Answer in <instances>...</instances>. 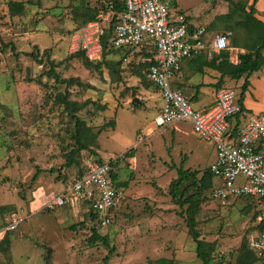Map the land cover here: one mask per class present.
Instances as JSON below:
<instances>
[{
    "label": "rangeland",
    "instance_id": "obj_1",
    "mask_svg": "<svg viewBox=\"0 0 264 264\" xmlns=\"http://www.w3.org/2000/svg\"><path fill=\"white\" fill-rule=\"evenodd\" d=\"M12 1L23 4V11L10 10ZM238 1L245 5L250 0ZM95 2L0 0V240L5 234L10 240L8 250L0 251V264H163L155 261L159 258L172 264H202L188 232L187 205L172 203L168 185L181 163L196 170L199 178L214 160V148L184 121L175 123L182 130L177 134L169 125L161 132L153 128L147 136L145 129L154 123L160 104L155 86L143 85L126 61L111 77L103 62L99 69L87 68L82 56H72V33L102 14L91 11ZM175 7L193 24H205L209 33L233 32L217 19L231 7L225 0H176ZM44 49L61 78L81 83L66 86L49 78V64L34 59ZM31 51L33 55H27ZM237 83L226 87L236 89ZM148 91L153 98H147ZM65 92L85 104L76 114L93 132L115 120V127L106 126L96 146L73 155L77 163L70 165L65 163L75 147L70 137L74 122L55 101ZM134 97L139 99L136 107ZM115 155H123L114 172L116 183H124L125 196L111 224L100 228L85 214V203L81 210L45 207L66 191L83 159L104 161ZM211 187L201 190L196 230L200 239L213 243L210 264H236L241 245L255 233L254 215L260 206L251 197L215 199ZM13 217L20 221L8 229ZM91 227L107 243L93 241ZM253 264H264V257Z\"/></svg>",
    "mask_w": 264,
    "mask_h": 264
},
{
    "label": "built area",
    "instance_id": "obj_2",
    "mask_svg": "<svg viewBox=\"0 0 264 264\" xmlns=\"http://www.w3.org/2000/svg\"><path fill=\"white\" fill-rule=\"evenodd\" d=\"M124 9L117 10V3ZM112 21L111 42L114 47L146 45L152 56L143 58L150 63L147 78L157 87L162 98L156 127L185 121L192 132L214 148L215 158L209 169L213 174L210 194L227 200L251 197L260 206L257 221H264V112L249 116L245 122L231 125V119L241 116L243 108L234 88L222 86L215 92V103L209 108H195L183 92L174 86L181 63L198 54L212 57L213 53L229 48L231 31L216 32L206 39L205 28L189 30L186 14L178 11L175 0H116L108 1L99 18L78 27L70 37L71 52L82 51L90 60L101 58V39ZM123 155L98 162L83 160L82 174L70 179L66 191L46 203L48 210L57 207H85L96 213V223L106 227L114 220V210L124 201V188L118 186L111 172ZM214 179H218L216 183ZM20 220L12 218L8 229ZM247 244L257 256L264 257V230L249 235Z\"/></svg>",
    "mask_w": 264,
    "mask_h": 264
},
{
    "label": "trees",
    "instance_id": "obj_3",
    "mask_svg": "<svg viewBox=\"0 0 264 264\" xmlns=\"http://www.w3.org/2000/svg\"><path fill=\"white\" fill-rule=\"evenodd\" d=\"M111 0H96L94 6H92V12L97 13V10L104 11L107 7V2ZM115 4L116 0H112ZM227 1L231 7L228 12L220 14L218 20H221L226 27L233 29L232 39L230 40L229 47H240L244 51L238 53L237 58L238 62L233 63L229 60V51L222 50L218 54L212 55L210 59L199 55L197 58L204 65L211 67L217 70L220 73V77L227 76L230 79H239L244 76V81L241 85V91L239 93L238 101L241 104L242 95L247 88L248 85V77L254 71L259 70L264 64V56L262 54V49L264 48V22L260 21L254 16V6L252 4L246 10L245 5L240 1L233 0H225ZM9 9L12 11H23V4L16 3L14 1L9 2ZM117 10L124 9L122 3H117ZM183 12V11H182ZM185 13V12H184ZM186 14V13H185ZM188 19V15L186 14ZM94 17H92L93 19ZM112 21L105 28V33L102 36V53L101 58L99 60L93 61L85 56L82 51L74 52L72 56H82L83 64L87 68L94 67L99 69L101 67L102 62L106 65V68L109 69V75L112 77L117 71V67H119L123 61H126L127 64L131 65V73L138 77L145 86H149L152 83L147 78V68L150 63L143 58L152 56L153 51L148 50L146 45L138 46V47H114L111 38L113 34ZM78 27V26H77ZM76 27V28H77ZM75 28V29H76ZM189 30L192 31V26L189 25ZM244 33L241 36L239 33ZM11 48L14 49V46L11 45ZM34 49L38 53V47L34 46ZM27 55H33V51L26 52ZM16 54V52H15ZM114 54V59H107L106 55ZM117 55L118 58H115ZM206 56V55H205ZM35 60H37L40 64L48 63L49 69L46 71V75L49 78H53L55 82L65 84L66 86L72 85L75 83H81L78 78H61L55 70L56 64L50 60L49 50L44 49L41 54L34 56ZM196 58V57H195ZM194 59V58H193ZM101 62H97L100 61ZM118 74V73H117ZM120 78V76H118ZM74 79V80H73ZM112 81V80H111ZM147 82L149 84H147ZM218 83V82H217ZM153 84V83H152ZM82 85V84H81ZM154 85V84H153ZM157 89V87H155ZM158 90V89H157ZM68 93H58L55 97V101L58 102L59 106H62L66 113L69 114L70 120L73 123L72 131L70 134L71 139L73 140V147L69 151L68 157H66L67 165L72 163H77L74 159L73 155H78L81 150L88 149L90 146H96L97 144V136L100 134L106 126H110L111 128L115 127V120H108V124L102 125L96 132H93L91 127H89L85 120L82 119L79 115L76 114L80 108H82L85 104H81L75 100L69 99ZM134 96V95H133ZM132 96V97H133ZM242 105V104H241ZM138 106L137 104L134 107ZM243 108V107H242ZM238 117V116H237ZM237 127V123L234 126V130ZM127 153V152H126ZM125 153V154H126ZM84 160V159H83ZM98 162H102L100 158H95ZM83 163V162H82ZM116 167V165L114 166ZM116 169V168H114ZM53 171V170H50ZM37 173H40V170H37ZM82 168L79 169L76 177L81 176ZM112 178L117 180V174L114 170L111 172ZM118 186L123 187L124 183H120L118 181L116 183ZM213 184V174L211 173L209 167L204 170L203 174L198 178L196 170H190L188 168H183V163H181L176 170V177L171 180L168 185V195L171 197L172 203L178 205L182 208L184 205H187V228L188 232L191 235L193 241L196 243V255L198 259L201 260L202 264H210V253L213 249L212 242H206L199 238L198 231L196 230V220L195 214L198 210L199 203L201 202V193L203 188H207L208 186H212ZM124 188V187H123ZM259 212V211H258ZM258 212L254 215V228L255 233L264 230V221H257ZM116 213V210L113 212ZM88 217L96 222L97 215L91 209L87 210ZM98 228V227H97ZM92 231L91 239L93 241H101L103 243H107V238L98 234L95 227L90 228ZM8 235L5 234L0 240V251H7L9 245ZM49 256L47 255V259ZM107 259V258H105ZM258 259H262L256 255V253L248 247L247 240L240 247L239 258L236 261V264H253ZM163 264H172L170 259L159 258L158 260ZM154 262L150 261L149 264H153Z\"/></svg>",
    "mask_w": 264,
    "mask_h": 264
},
{
    "label": "crops",
    "instance_id": "obj_4",
    "mask_svg": "<svg viewBox=\"0 0 264 264\" xmlns=\"http://www.w3.org/2000/svg\"><path fill=\"white\" fill-rule=\"evenodd\" d=\"M251 4L252 6H254L255 9L254 16L260 21L264 22V0L248 1V3L245 4L246 10L249 8ZM175 6H176V0H175ZM188 20L193 30H195L198 27L205 28L206 39H210V37L214 35V33H216V32L209 33L206 28L207 26H205V24H198V25L193 24L191 22V18L189 17V15H188ZM227 50L229 51V60L233 63L238 62V58H237L238 53L244 51L240 47H229ZM219 52H215L213 53V55L218 54ZM262 54L264 56V48L262 49ZM199 55H202L207 59L211 58L206 54L201 53L192 58L184 60L181 63L180 71L174 78L173 81L174 86L179 88L183 92V94L191 101L192 104L193 102H197L198 106L195 108L198 109L209 108L210 106L214 105L216 90L222 86H230L229 84L230 82H236V83L238 82L235 88L238 92V98H239V93L241 91V85L244 81V76L240 77L239 79H230L227 76L220 77V73L217 70L208 66H204L199 61V59L197 58ZM156 92L159 97L160 104L157 107L158 112L153 118L154 123L148 124L145 129L147 136L149 134V130H153L154 128L160 130L161 132L162 130L166 129V126L169 125H171L170 126L171 129L175 131L174 134H177L179 131L181 132L182 130L178 127V125L175 124L180 121L173 122L164 127H156L155 118L160 112V108L162 106V98L160 96V93L158 91ZM148 93L150 92L148 91ZM153 97L154 96L152 95V93H150L147 96V98H153ZM241 104H242L241 106L243 107L242 115L238 117L236 116V118H232L231 125H234L236 122L237 124H240L242 122H245L249 116L264 112V64L259 70L254 71L248 77V85L246 90L244 91V94L242 95ZM131 158L135 161L134 159L135 157H131Z\"/></svg>",
    "mask_w": 264,
    "mask_h": 264
},
{
    "label": "water",
    "instance_id": "obj_5",
    "mask_svg": "<svg viewBox=\"0 0 264 264\" xmlns=\"http://www.w3.org/2000/svg\"><path fill=\"white\" fill-rule=\"evenodd\" d=\"M132 104L139 103V99L137 97H134L131 101ZM50 248H48L49 250Z\"/></svg>",
    "mask_w": 264,
    "mask_h": 264
}]
</instances>
